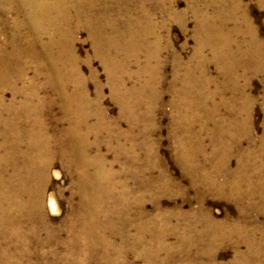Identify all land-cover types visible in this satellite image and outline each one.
Segmentation results:
<instances>
[{"label": "bare ground", "instance_id": "obj_1", "mask_svg": "<svg viewBox=\"0 0 264 264\" xmlns=\"http://www.w3.org/2000/svg\"><path fill=\"white\" fill-rule=\"evenodd\" d=\"M90 2L0 0V34L4 30V33L9 34L8 41L0 44V264H20L18 260L24 258L46 260L47 257L52 258V264H123L118 261V257H123L126 251L134 248H139L136 252L144 258L146 264H166L173 257V251L186 256L194 242L204 238L210 242L220 237L226 239L236 232L231 228L223 229V224L209 215H196L192 221L187 219L189 222L184 225L176 222L171 225L169 214L148 216L142 200L147 195L156 198L161 187L169 186L168 178L161 174L157 182L151 176L145 180L136 176L138 189L142 193L132 201L126 197V190L120 193L116 191L119 185L113 181L114 174L106 167L103 159L90 154L88 132L91 126L88 118L93 113L97 114L96 126L103 128L101 121L104 117L97 106L98 101L90 98L80 73L79 59L73 48L75 30H90L95 42V55L103 61L109 72L113 94L121 105V113L130 122L128 137L132 135L131 130L139 127L140 122L148 117L150 101L154 96L151 89L154 77L144 83L137 82L142 74L152 70L151 56L146 57L144 65H139L140 53L148 50L151 45L148 38L153 35L152 25L144 27L129 24L121 29L114 21L99 23L92 15L93 3ZM11 13L15 17L10 18ZM218 34L217 41H212L213 37L209 38L212 41L210 47L220 66L223 64L231 69L230 64L232 68L236 64L240 65L241 59L230 47L231 42L225 40L221 43V34ZM154 39V43L158 44V37ZM205 43L206 38L200 41L194 56L196 59L200 58ZM249 55L247 52L242 58ZM117 56H123L122 60H118ZM130 62L139 65L133 74L127 73ZM199 68V65L192 64L186 68V78H182L179 73L174 78L175 81L182 79L185 82L182 87L186 93L180 101L174 102L178 113L175 128L186 136H174L180 152L177 160L187 173L193 175L194 181L218 193L228 190L229 195L239 203L246 201L248 206L258 208V204L251 203V199L253 201V197L258 196V202L264 205V165L257 166L253 151L241 148V136L251 139L250 120L248 116L241 119L244 116L242 110L248 112L249 108L245 97H233L231 101L224 102L232 114V120L227 123L221 118L216 125L217 130H225L227 136L212 155V158H216L214 165L206 169L197 159L203 149L199 135L192 134L194 118L189 112H193V108L198 106L195 105L198 99L203 97L200 86L208 83L202 79L191 82L193 73L201 70ZM123 75L129 79L134 78L132 86H127L122 80ZM47 90L52 91L55 97L40 96L41 92ZM7 91L11 92L10 99L5 96ZM47 103L60 104L65 120L68 121L66 128L53 133L48 131L42 120V110L44 112ZM142 106L145 108L143 112L140 111ZM217 109L215 105L214 113ZM211 114L208 111V116ZM82 127L86 131L81 132ZM139 146L145 150H155L145 141ZM232 154L238 156L233 171L229 166ZM57 159L74 176L73 186L79 200L68 218L61 220L59 225H53L44 210V197L51 167ZM150 169V166L142 167L135 175H145L152 171ZM219 175H226L227 179L219 182ZM133 205L136 207L135 215L132 212ZM49 206L52 211H57L53 199H50ZM197 224L201 228L196 232ZM131 226L135 227L136 236L129 233ZM176 232H180L181 236L176 245L171 246L166 237ZM194 232L195 237L192 235ZM63 233L65 237H62ZM108 233L119 237L122 246H113ZM42 234L45 236L42 237ZM127 242L130 243L129 250L122 248ZM246 242L248 246L252 245L247 239ZM47 246L53 248L47 251L41 249ZM32 247H37V250L32 251ZM59 247L65 248V254L59 253ZM161 253L166 258L160 260Z\"/></svg>", "mask_w": 264, "mask_h": 264}, {"label": "rangeland", "instance_id": "obj_2", "mask_svg": "<svg viewBox=\"0 0 264 264\" xmlns=\"http://www.w3.org/2000/svg\"><path fill=\"white\" fill-rule=\"evenodd\" d=\"M90 1L93 3L92 15L99 23L114 21L121 29L129 24L144 27L147 24L152 25L153 35L148 38L151 45L148 50L139 55V65L145 64L147 56L153 57L151 60L152 70L142 74L137 82L144 83L154 77L151 82L154 96L150 101L151 108L148 117L140 122L139 127L131 130L132 135L128 137L130 122L128 117L121 113V105L113 94L109 72L103 61L95 55V42L90 35V30L81 28L74 31L73 48L79 59L80 73L84 78L90 98L93 101H98L97 106L104 117L101 121L103 128L96 126L97 114L93 113L88 118V123L91 126L88 132L90 154L103 159L106 167L110 168L114 174L113 181L119 185L116 191L120 193L123 189L126 190V193L128 192L126 197L132 201L142 193L138 189L136 176L144 178L143 180L151 176L155 181L160 179L158 177L161 174L166 179L168 178V188L161 187L156 198L147 195L142 200L141 203L148 216L165 213L171 215V225L176 223L184 225L186 222L192 221L196 215H209L215 221L223 224V229L236 230L235 233H232L233 236L230 235L226 239L220 237L215 240L216 242H210L208 238L202 239L203 241H200L203 242L202 244L194 242L191 246L192 249L189 248L190 253L186 256H180V252L173 251L171 253L173 257L168 259L166 264H181L182 262L184 264H264V205H260L258 196L253 197V201L251 199V203L258 204V208H253L248 206L246 201L242 204L239 203L229 195L228 190L218 193L214 189L194 181L193 175L187 173L177 160L180 152L176 147V138L174 137L179 134L182 138H186L182 132L175 128L178 113L174 104L175 100L180 101L181 96L186 94L182 87L185 82L182 79L177 82L174 78L178 76L176 73L184 78L187 75V67L192 64L199 65L201 70L193 73L191 82H194L195 79H202L208 83L200 86L203 97L199 98L200 101L198 99V103L195 104L198 106L193 108V112H189L190 116L194 118L192 134L199 135L203 149L197 159L206 169H210L214 165L216 158H212V155L216 152L218 144L224 143V137L227 136L225 130H217L216 125L221 118L227 123L232 120V114L225 101L229 102L233 97L238 99L245 97L249 108L248 112L242 110L244 116L240 117L245 119L248 116L251 139L241 136V148L253 151L257 166L264 165V0ZM86 2L88 3V1ZM9 17L13 18L15 15L11 13ZM10 27L11 24L8 26V30ZM4 31L0 34V44L9 39V34ZM218 33L221 34L219 37L221 43L225 40L231 42L230 47L241 59L240 65L236 64L234 65L236 67L232 68L233 66L230 64L231 69H227L222 64V69L210 47L212 41H217ZM154 37H158V44L154 43ZM209 37H213L212 41ZM222 37L229 38L222 39ZM205 38L206 43L203 45L200 58L196 59L194 56L200 47V41ZM243 51L249 52L250 55L242 58L243 54L246 55ZM122 58L123 56H117L118 60H122ZM139 65L130 62L127 73L133 74ZM125 76L121 77L122 80L127 86H132L134 78L129 79L127 75ZM208 94L209 98H207ZM5 96L10 99L11 92L7 91ZM40 96L53 98L55 94L47 90L41 92ZM215 105L218 109L214 113ZM140 111H145L144 106ZM208 111L213 115L208 116ZM42 120L50 133L61 131L68 126V121L65 120L59 103L45 104L44 112L42 110ZM144 129L148 132L146 133ZM84 131L86 128L82 127L81 132ZM144 141L155 150H145L144 147L139 146ZM237 162L238 156L232 154L229 159L231 171L235 170ZM149 166L152 168L151 172H147L145 175H135L142 167L148 168ZM226 179V175L217 176L219 182H224ZM74 182V176L61 166L58 159L55 160L50 170L44 197V210L53 225H59L61 220L68 218L78 203L79 198L73 186ZM50 199L56 203V212L52 211L49 206ZM135 208L133 205V213L136 212ZM185 215L187 216L185 217ZM197 225H195L196 232L201 228V225H198L200 227ZM129 231L130 234L132 233L131 236L137 235L134 226H131ZM192 235L195 237V232ZM44 236L42 234V237ZM107 236H110L109 239L113 242V246H122L119 237H115L114 234L110 235V233ZM180 236V232H176L175 235H167L166 241L171 246L176 245ZM62 237H65V233L62 234ZM246 239L251 241V246H248ZM128 243L123 244L122 248L129 250L130 243ZM52 248V246H47L41 249L47 251ZM60 248H58L59 253L65 254V248ZM34 250H37V247L32 249V251ZM138 250L139 248H134L126 251L123 257H118V261L123 264H146L144 258L137 254ZM124 256L126 257L124 258ZM14 258L17 259L15 256ZM159 258L160 260L164 259L166 255L161 253ZM18 261L20 264L53 263L52 258L48 259V257L46 260L24 258ZM179 261L181 263H178Z\"/></svg>", "mask_w": 264, "mask_h": 264}]
</instances>
